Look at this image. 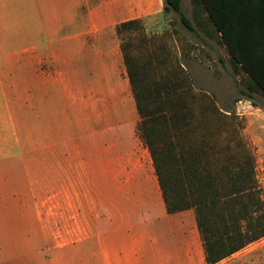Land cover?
<instances>
[{
  "label": "crops",
  "instance_id": "obj_1",
  "mask_svg": "<svg viewBox=\"0 0 264 264\" xmlns=\"http://www.w3.org/2000/svg\"><path fill=\"white\" fill-rule=\"evenodd\" d=\"M162 8L15 0L9 17L0 5V104L11 94L30 124L22 135L55 207L47 242L21 264H209L194 209L169 212L163 199L116 31Z\"/></svg>",
  "mask_w": 264,
  "mask_h": 264
},
{
  "label": "rangeland",
  "instance_id": "obj_2",
  "mask_svg": "<svg viewBox=\"0 0 264 264\" xmlns=\"http://www.w3.org/2000/svg\"><path fill=\"white\" fill-rule=\"evenodd\" d=\"M0 5L14 17L15 0H0ZM182 7L193 19L192 0H182ZM140 19L149 40H136L133 50L146 62L148 81L168 80L177 69L192 110L177 147L198 150L204 167L223 180L251 156L264 201V92L248 90V74L234 67L219 35L208 38L200 32L209 42L203 44L183 26L176 12L163 8ZM15 100L9 94L0 104V264H21L19 256L26 247L31 251L32 242H47L49 212L55 208L46 175L35 170L31 136L22 135L21 129L30 131V124L21 120ZM217 263L264 264V236Z\"/></svg>",
  "mask_w": 264,
  "mask_h": 264
},
{
  "label": "trees",
  "instance_id": "obj_3",
  "mask_svg": "<svg viewBox=\"0 0 264 264\" xmlns=\"http://www.w3.org/2000/svg\"><path fill=\"white\" fill-rule=\"evenodd\" d=\"M192 3L193 19L184 12L182 0H163V10L176 12L183 26L203 44L209 42L200 32L208 38L219 35L234 67L248 74V90L264 92V0ZM116 31L122 37L123 59L140 116L137 130L150 151L167 209L195 210L206 260L215 264L264 236V201L253 158L246 156V163L223 180L204 167L198 150L178 148L180 132L192 115L180 73L175 69L168 80L149 82L146 62L133 50L136 40H149L141 19L122 21Z\"/></svg>",
  "mask_w": 264,
  "mask_h": 264
}]
</instances>
